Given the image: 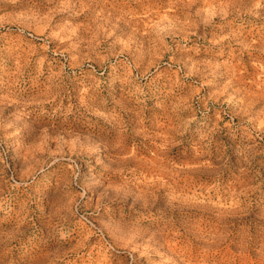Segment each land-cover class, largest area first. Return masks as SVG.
<instances>
[{
    "label": "rangeland",
    "instance_id": "1",
    "mask_svg": "<svg viewBox=\"0 0 264 264\" xmlns=\"http://www.w3.org/2000/svg\"><path fill=\"white\" fill-rule=\"evenodd\" d=\"M0 264H264V0H0Z\"/></svg>",
    "mask_w": 264,
    "mask_h": 264
},
{
    "label": "bare ground",
    "instance_id": "2",
    "mask_svg": "<svg viewBox=\"0 0 264 264\" xmlns=\"http://www.w3.org/2000/svg\"><path fill=\"white\" fill-rule=\"evenodd\" d=\"M170 1V0H169ZM204 1V0H203ZM172 2V1H171ZM174 2V1H173ZM183 2V1H182ZM196 2V1H195ZM252 2V1H251ZM183 4V3H182ZM231 4V3H230ZM254 6V5H253ZM226 7V6H225ZM210 9V8H209ZM221 9V8H220ZM201 10V9H200ZM203 10V9H202ZM233 10V9H232ZM208 11V10H207ZM196 13V12H195ZM217 13V12H216ZM203 16V15H202ZM205 18V17H204ZM164 20V19H163ZM182 23V22H181ZM186 29V28H185ZM156 160V159H155ZM166 172V171H165ZM154 173V172H153ZM179 179V178H178ZM164 181V180H163ZM205 211V210H204ZM222 217V216H221ZM207 221V220H206ZM208 226V225H207ZM201 227V226H200ZM227 231V230H226ZM215 232V230H214ZM175 233V232H174ZM192 234V233H191ZM209 242V241H208ZM217 244V243H216ZM171 249V248H170ZM171 258V257H170Z\"/></svg>",
    "mask_w": 264,
    "mask_h": 264
}]
</instances>
